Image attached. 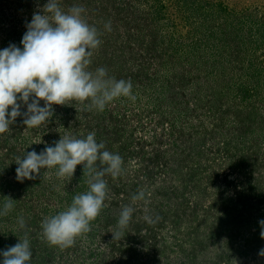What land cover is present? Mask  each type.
I'll list each match as a JSON object with an SVG mask.
<instances>
[{
	"label": "rangeland",
	"instance_id": "1",
	"mask_svg": "<svg viewBox=\"0 0 264 264\" xmlns=\"http://www.w3.org/2000/svg\"><path fill=\"white\" fill-rule=\"evenodd\" d=\"M45 3L0 0V50L22 48ZM60 3L82 6L100 33L90 70L130 80L135 99L103 111L87 110V101L53 105L47 124L28 128L21 116L0 134V208L15 200L0 216V251L27 234L34 264H264V0ZM89 132L122 157V173L104 177L105 207L91 231L69 248L50 246L42 220L87 191L88 177L77 165L71 179L42 169L20 182L16 157ZM140 191L145 198L133 203ZM125 205L132 219L113 239Z\"/></svg>",
	"mask_w": 264,
	"mask_h": 264
},
{
	"label": "clouds",
	"instance_id": "2",
	"mask_svg": "<svg viewBox=\"0 0 264 264\" xmlns=\"http://www.w3.org/2000/svg\"><path fill=\"white\" fill-rule=\"evenodd\" d=\"M84 12L82 6L73 5L65 10L60 0H47L27 24L20 41L22 48L10 44L0 50V134L9 132L10 125L21 116L28 128L47 124L53 115V105H66L70 101L84 105L87 101V110L103 111L117 98L135 99L130 80L110 77L104 67L90 70L91 58L101 40L98 29L82 15ZM105 28L111 31L110 22ZM23 106L27 110L21 112ZM15 163L16 179L20 182L36 179L42 169H55L57 178L71 179L77 165H83L88 190L75 195L64 210L41 222L44 240L62 249L73 246L77 237L91 231V222L105 207L108 187L104 177L117 178L123 170L122 157L106 150L103 142L98 143L95 132L84 138L66 134L39 153L33 149L22 158L16 157ZM5 198L0 216H7L14 208L15 200ZM144 198L145 193L140 191L132 196V201ZM134 210L130 205L123 206L113 239L121 237ZM145 218L152 222L150 217ZM17 223L20 229L26 227L23 217ZM259 223L264 225V220ZM258 255L264 257V249ZM0 256L3 257L0 264H30L33 252L27 234L0 252Z\"/></svg>",
	"mask_w": 264,
	"mask_h": 264
},
{
	"label": "trees",
	"instance_id": "3",
	"mask_svg": "<svg viewBox=\"0 0 264 264\" xmlns=\"http://www.w3.org/2000/svg\"><path fill=\"white\" fill-rule=\"evenodd\" d=\"M1 252V251H0ZM35 262L33 261V262H31L30 264H34Z\"/></svg>",
	"mask_w": 264,
	"mask_h": 264
}]
</instances>
